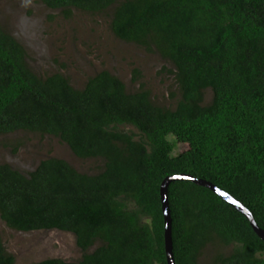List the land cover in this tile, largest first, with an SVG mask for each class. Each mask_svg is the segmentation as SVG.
Segmentation results:
<instances>
[{"label": "trees", "instance_id": "16d2710c", "mask_svg": "<svg viewBox=\"0 0 264 264\" xmlns=\"http://www.w3.org/2000/svg\"><path fill=\"white\" fill-rule=\"evenodd\" d=\"M42 1L67 16L113 8L114 34L173 63L181 98L175 109L160 106L150 91L130 93L108 70L83 89L62 73L42 78L23 44L0 26V135L50 134L80 158L105 160L97 175L59 158L29 174L0 164L8 226L71 232L84 252L77 262L34 264H168L161 187L184 173L233 195L264 229V0ZM178 143L189 148L175 154ZM169 197L176 264H201L218 243L233 250L212 264H264V240L213 190L175 181ZM0 264H16L1 235Z\"/></svg>", "mask_w": 264, "mask_h": 264}, {"label": "rangeland", "instance_id": "374dc122", "mask_svg": "<svg viewBox=\"0 0 264 264\" xmlns=\"http://www.w3.org/2000/svg\"><path fill=\"white\" fill-rule=\"evenodd\" d=\"M113 11L73 9L67 16L62 9H52L42 0H0V26L23 44L28 65L42 78L62 73L74 87L83 89L91 77L108 70L124 81L130 93L148 90L156 104L175 109L181 98L175 66L158 52L118 38L111 27ZM212 98L213 91L209 89L206 102ZM120 128L141 137L132 125ZM188 148V144L178 143L175 154ZM49 158L64 159L89 175H97L105 168L104 159L80 158L69 144L54 135L24 130L0 135V164L29 174ZM0 235L16 264L52 258L77 262L84 255L71 232L18 231L9 227L1 215ZM99 245L98 242L91 251ZM232 250V245L211 244L200 262L212 264L217 253L229 254Z\"/></svg>", "mask_w": 264, "mask_h": 264}, {"label": "water", "instance_id": "95a60500", "mask_svg": "<svg viewBox=\"0 0 264 264\" xmlns=\"http://www.w3.org/2000/svg\"><path fill=\"white\" fill-rule=\"evenodd\" d=\"M175 181H192L198 185L210 188L215 193H217L221 198H223L226 202H228L229 204L237 208L240 212H242L250 220L256 233L264 240V229L258 224L254 216V213L245 204H243L241 201L236 199L233 195L219 188L211 181L201 178H196L190 174L184 173L180 175H172L167 177L163 181L161 187L163 209L165 214V244H166L168 264H176L175 255H174L173 219H172L170 197H169L170 185Z\"/></svg>", "mask_w": 264, "mask_h": 264}]
</instances>
